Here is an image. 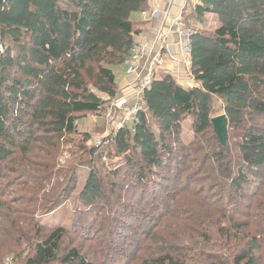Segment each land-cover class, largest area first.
Returning <instances> with one entry per match:
<instances>
[{"label": "trees", "instance_id": "16d2710c", "mask_svg": "<svg viewBox=\"0 0 264 264\" xmlns=\"http://www.w3.org/2000/svg\"><path fill=\"white\" fill-rule=\"evenodd\" d=\"M148 1L0 4L4 256L24 247L25 264H264V0L187 8V26L201 27L192 36L197 85L156 74L138 123L112 131L100 149L86 148L90 135L79 138L78 122L107 109L102 96H119L117 73ZM206 15L215 30L203 28ZM215 97L228 119L226 145L212 123ZM66 150L72 159L61 166ZM80 167L89 169L77 198L86 212L75 211L76 228H44L39 218L71 199ZM244 215L253 225L236 220Z\"/></svg>", "mask_w": 264, "mask_h": 264}, {"label": "rangeland", "instance_id": "374dc122", "mask_svg": "<svg viewBox=\"0 0 264 264\" xmlns=\"http://www.w3.org/2000/svg\"><path fill=\"white\" fill-rule=\"evenodd\" d=\"M199 1L197 0H188V4L187 7L183 10V20H184V13L186 10H190L187 9L190 6H194L198 3ZM181 13V12H180ZM206 24L203 26V28H206L208 30H215L218 27V23L216 21V18L212 15H206ZM174 21V19H173ZM185 25L187 26L186 22L184 21ZM187 27H190L194 33V30L197 28H201V27H197V25H191L189 24ZM139 51V47L136 45L135 46ZM140 53V52H139ZM128 68V65H126ZM183 68V72L186 74V76H188L190 82H189V86L188 88H193L194 86H196L197 84L194 81V77L191 73V69L186 68L184 66V64H182ZM157 70V69H156ZM172 75V74H171ZM175 79L176 77L174 75H172ZM177 81V79H176ZM178 82V81H177ZM135 84V83H134ZM135 94V93H134ZM102 98H104V100H106L108 103L106 105V108L104 111H101V115H97V114H89L86 117L82 118L79 122H78V131L80 133L79 138H81L80 140H82V138H84V135H90V139L88 140V142L85 144L86 148L89 150L91 148H97L100 149L102 147L105 146L106 144V139L108 138V136L110 135V133H112V131H116L118 126V122L123 119L122 114L117 113L116 114V119H112V117L110 116H106V112L108 110V108H110V106L112 105V102L108 101V99H110L107 96H102ZM121 98V97H120ZM115 100V99H113ZM213 104H214V111H215V115L217 117L225 115L224 114V110H223V102L221 101V99L218 98H214L213 100ZM145 107V105H144ZM145 112H146V108ZM150 118V115H148ZM88 119V120H87ZM87 120V121H86ZM152 123V120H151ZM135 125L136 123L134 122H129L127 124H125V126L127 125ZM259 126L262 128V130L264 131V118H261L259 120ZM183 128H184V140L187 144H190L193 139H194V134L192 132V120L191 118H188L184 121L183 123ZM119 131V130H118ZM77 150V149H75ZM70 157V159H68ZM87 158V156L84 157V159ZM72 159V154L70 152H68V150L64 151V154L61 155L60 159H59V164L65 165L67 161ZM102 162L107 163L109 162L108 159H103ZM116 162V161H113ZM66 166V165H65ZM61 168V167H59ZM89 173V169L85 168V167H80L79 169V180H78V187L77 190L75 191V193L73 194V196L71 197V199L57 212L49 215V216H43L40 217V221H41V225L46 228V229H51V228H56V227H65L67 229H73L76 228L75 225L73 224L76 223L77 221L80 219V217L82 216L81 214H77L76 212L78 211L79 213L82 212H86V209L79 203L77 202V198H78V194L80 193V191L83 189L87 176ZM16 190L15 187H13L12 189L9 190L10 193L14 192ZM264 205V202H263ZM76 211V212H75ZM83 214V213H82ZM86 214H91V213H85ZM152 214V213H151ZM150 213L147 214L148 216L151 215ZM247 213H245L246 215ZM244 215V216H245ZM153 216V214H152ZM157 216V215H156ZM238 216L237 217V221L239 222H248V224H252L254 223V221L251 223V216ZM149 221V220H148ZM138 221H135L134 224H137ZM84 222H80L79 224H83ZM144 222H142L143 224ZM26 224L23 225V227ZM89 224H83V227L88 226ZM259 226H261L260 228H262V230H264V222L262 224H258ZM253 227V226H252ZM255 230L256 228L253 227ZM4 232L1 231L0 234H4ZM89 234V233H88ZM91 234V233H90ZM264 237V236H262ZM6 238V237H5ZM2 238L0 235V244H2L0 246V264H6L7 260L12 259V264H25V260L23 259V256L19 257V252H21L24 247H22L21 249H19L18 251H14L11 253H8L7 255L4 256V250H6V245L4 242V239ZM69 241V240H68ZM77 241V240H76ZM74 241V242H76ZM79 244V242L77 241L75 244L73 243V246H77ZM67 244H65L63 246V249H66ZM88 246H90V244L86 245V248H88Z\"/></svg>", "mask_w": 264, "mask_h": 264}, {"label": "crops", "instance_id": "0c3cea01", "mask_svg": "<svg viewBox=\"0 0 264 264\" xmlns=\"http://www.w3.org/2000/svg\"><path fill=\"white\" fill-rule=\"evenodd\" d=\"M184 5V0H149L148 9L139 16L144 24L142 33L136 37V45L140 49V60L136 63V71L127 73V66L120 68L117 73L119 86L118 98L134 99V84L150 58L161 52V65L157 69L158 76L162 73L172 74L179 84L189 86V78L183 72L181 48L175 32L173 19L177 17ZM157 13V15H155ZM88 120V119H87ZM86 120V121H87Z\"/></svg>", "mask_w": 264, "mask_h": 264}, {"label": "built area", "instance_id": "2783aa9c", "mask_svg": "<svg viewBox=\"0 0 264 264\" xmlns=\"http://www.w3.org/2000/svg\"><path fill=\"white\" fill-rule=\"evenodd\" d=\"M169 3H172L174 0H168ZM197 1V0H196ZM199 1V0H198ZM188 0H184V5L182 6L181 13L174 18L173 24L175 26V32L178 37V44L181 48L182 63L186 68L191 69V54H192V36L193 31L190 27H187L183 20V10L187 7ZM157 15V13H155ZM161 51L150 58L146 66L142 69V72L139 74L135 82L134 90V99L130 102L127 98H118L115 100L108 99L112 102L110 108L106 112V116H111L112 119H116V114L120 113L123 116L117 126V130H121L125 127V124L129 122L138 123L139 116L145 112V101L144 94L147 89L152 85L159 66L161 65ZM140 60L139 50L134 46L132 49V56L128 62L127 73H133L136 71V63ZM6 264H12V259L7 260Z\"/></svg>", "mask_w": 264, "mask_h": 264}, {"label": "water", "instance_id": "95a60500", "mask_svg": "<svg viewBox=\"0 0 264 264\" xmlns=\"http://www.w3.org/2000/svg\"><path fill=\"white\" fill-rule=\"evenodd\" d=\"M5 0H0V4ZM214 131L219 137L222 145H226L228 139V119L226 115L216 117L212 120Z\"/></svg>", "mask_w": 264, "mask_h": 264}]
</instances>
